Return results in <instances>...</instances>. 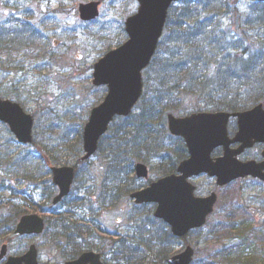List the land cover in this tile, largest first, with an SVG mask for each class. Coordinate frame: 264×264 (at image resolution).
<instances>
[{"label":"rangeland","instance_id":"obj_1","mask_svg":"<svg viewBox=\"0 0 264 264\" xmlns=\"http://www.w3.org/2000/svg\"><path fill=\"white\" fill-rule=\"evenodd\" d=\"M90 1L94 0H37V3L0 0V25L12 15L13 19L22 21L20 24L29 21L32 31L37 29L39 32L34 36L33 45L26 48L19 49L18 45L0 48V95L20 101L36 117L35 142L29 146L16 144L8 127L0 122V219L4 218L8 227L16 222L18 211L46 215L52 226L58 219H63L78 226L74 233L77 240L81 241L80 235L85 234L91 246L106 254L109 264H168L166 257L180 250L182 244L173 242L169 248H164L157 235L153 237V229L158 225L151 221L152 207L136 206L129 195L133 189L145 185L141 180L135 181L134 174L128 175L126 185L114 196L116 201L102 206L107 196L105 185L111 187L116 177L124 178L122 167L129 166L121 163L126 160L125 153L130 146H120L109 133L94 157L85 163L80 161L84 154L85 124L92 108L107 94L105 87L93 85L94 64L108 50L124 42V22L139 6L137 0H99L102 2L100 18L86 23L80 19L77 5ZM252 4L249 0H240L246 14ZM10 21L16 24L15 20ZM245 27L253 34L258 30L264 37V26L259 23ZM47 62L52 65L43 70L41 65ZM3 64L7 66L2 67ZM199 105L198 100L188 98L182 102L186 112L181 114L197 111ZM118 150L122 154L117 158L120 171L114 173L115 162L106 156L114 151L117 154ZM180 150L179 140L164 138L162 147L151 149L142 161L151 167L153 178L161 177L183 155H179ZM52 163L79 166L72 196L54 212L47 211L48 193L52 191L49 169ZM193 181L199 192L215 190L219 193L216 211L207 227L189 236L187 244L199 251L195 264L208 263L209 252L213 256L214 245L210 244L221 241V236L227 234V228L233 223L249 222L253 228L264 231L262 182L246 178L220 188L215 179L207 175ZM244 208L251 217L244 215ZM71 225L67 223L68 227ZM214 228L219 229L220 234ZM161 229L167 232L165 226ZM9 230L1 233L0 248L4 243L1 240L6 237L5 242L9 240ZM61 230L60 225L57 232L51 228L46 236L8 241L9 253L22 254L36 243L40 247L42 263H57L53 258L57 251L52 250L54 243L50 237L57 238ZM208 248H211L209 252ZM244 255L241 264H264L263 245L256 244Z\"/></svg>","mask_w":264,"mask_h":264},{"label":"water","instance_id":"obj_2","mask_svg":"<svg viewBox=\"0 0 264 264\" xmlns=\"http://www.w3.org/2000/svg\"><path fill=\"white\" fill-rule=\"evenodd\" d=\"M179 0H138V13L127 20L129 39L120 47L109 51L96 64L94 84L108 86L105 100L95 107L84 132L85 159L90 158L99 148V141L117 116H129L143 94V71L151 63L168 19L171 6ZM264 1V0H256ZM99 2L80 3L78 9L83 20L90 21L99 16ZM231 116L238 118L239 131L234 138L228 135ZM0 119L9 123L12 132L20 142L31 143L34 119L20 104L0 98ZM169 127L174 135L185 138L190 157L181 162L178 175L167 176L154 182L150 187L132 194L137 204L157 203L155 216L167 222L176 236L182 237L192 229L205 225L207 216L213 212L217 201L216 193L207 198L194 195L195 186L189 178L201 173L217 177L219 185H225L239 178L252 175L264 180V162H242L237 159L246 148L256 142H264V108L229 114L196 113L186 117L169 115ZM241 143L237 149L232 144ZM224 146L225 155L217 160L212 158L215 148ZM139 177L148 176V168L137 164ZM54 183L61 189L55 203L70 192L74 181V168H54ZM44 229V221L37 215L22 218L15 233L39 234ZM7 252L2 249L0 261ZM194 249L171 257L170 264H191ZM101 256L94 252L84 253L78 260L67 264H103ZM5 264H39L37 249L33 245L22 256H11Z\"/></svg>","mask_w":264,"mask_h":264},{"label":"trees","instance_id":"obj_3","mask_svg":"<svg viewBox=\"0 0 264 264\" xmlns=\"http://www.w3.org/2000/svg\"><path fill=\"white\" fill-rule=\"evenodd\" d=\"M239 5L240 0H182L172 7L158 52L145 73L146 90L139 111L119 118L111 129L114 138L122 143L120 146H130L125 153L128 166L146 153L149 155L151 149L162 147L164 138L169 136L165 128L167 114L182 112V102L189 97L198 100L201 109H244L251 101H264V37L258 30L253 34L245 27L254 23L264 26V3H253L247 14ZM19 38L18 43L29 45L32 36ZM10 43L12 39L0 31L1 46ZM226 93L237 96L219 97ZM244 93L249 97H243ZM118 152H110L106 158L119 164ZM243 212L251 217L247 210ZM164 226L158 221L159 240L162 236L174 238L169 230L161 229ZM66 229L64 237L70 234ZM227 229L221 241L210 244L214 245L213 256L208 248L207 264H217L215 259L219 264H241L244 251L255 246V242L264 246V233L249 222L233 223ZM73 244L76 243L70 239V247L62 258L79 254L82 246L73 249Z\"/></svg>","mask_w":264,"mask_h":264},{"label":"flooded vegetation","instance_id":"obj_4","mask_svg":"<svg viewBox=\"0 0 264 264\" xmlns=\"http://www.w3.org/2000/svg\"><path fill=\"white\" fill-rule=\"evenodd\" d=\"M236 96H237V93H226V94L219 95V97H229V98L230 97L231 98L236 97ZM263 98H264V94H263ZM263 104H264V101H263ZM255 105L256 104H251L250 106L253 107ZM224 111H226L230 114H234L235 112H238L239 110H237V109H230V110L225 109ZM238 130H239L238 119L235 117H231L230 122H229V133H230L232 138L237 134ZM238 147H239V144L232 145V148H238ZM224 151H225V149L223 146L217 147V149L213 153V156L214 157L223 156ZM263 154H264V143H256L252 148L247 149L243 154H241L240 158L243 160H250L251 159V160L261 162L263 160ZM171 171H172V169H170L169 174L172 173ZM197 191H198V194L201 196H207L209 193V192H199L198 186H197ZM201 193H203V194H201ZM5 261H6V259L2 260V262L0 264H4Z\"/></svg>","mask_w":264,"mask_h":264},{"label":"clouds","instance_id":"obj_5","mask_svg":"<svg viewBox=\"0 0 264 264\" xmlns=\"http://www.w3.org/2000/svg\"><path fill=\"white\" fill-rule=\"evenodd\" d=\"M240 7H241V10H243V5H240Z\"/></svg>","mask_w":264,"mask_h":264}]
</instances>
